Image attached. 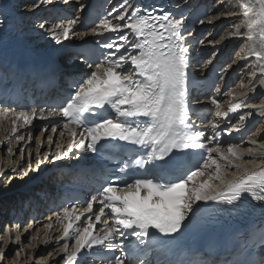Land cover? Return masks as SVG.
<instances>
[{
    "label": "snow or ice",
    "instance_id": "snow-or-ice-1",
    "mask_svg": "<svg viewBox=\"0 0 264 264\" xmlns=\"http://www.w3.org/2000/svg\"><path fill=\"white\" fill-rule=\"evenodd\" d=\"M43 3L33 0V8ZM220 4L225 10L229 7L226 0H220ZM84 7L81 3L80 8ZM240 7L248 26L250 55L264 75V0H250ZM96 19L99 23L91 28V34L98 37L95 44L78 46L81 61L94 68L73 74L68 90L48 102L46 114L45 108L39 109V116L36 110L15 111L10 105L0 109V119L11 121L13 133L40 119L52 121L53 134L59 127L60 136H67V145L57 142L55 154L44 152L42 157L43 141H37V168L45 160H62L73 154L78 159L82 153L101 155L110 146L122 150V155L116 157L118 167L99 177L92 189L94 194L80 201L87 207L80 210L70 202L54 213L62 225L57 243H63L59 249L63 264H94L97 257L105 264H264V257L253 261L250 251L239 258L212 261L168 258L179 243L177 238L205 219L202 213L207 206L231 211L245 198L259 206L264 240V163L253 168L234 163L244 158L245 151L238 150L240 145L236 143L224 149L220 139L223 133L240 132L246 117L253 114L249 111L240 115L239 122L229 127L230 114L249 107L241 102L243 93H228L231 99L227 111L222 110L215 94L210 96L213 119L201 130L193 117H206L190 100L194 92L202 90L203 82L189 72L194 34L188 30L186 18H175L170 12L157 15L134 5L132 0H123ZM215 19L211 17L208 23ZM77 25L87 26L82 13L76 19H67V23L39 26L61 44L72 39ZM250 107L264 112V105ZM48 127L46 124L42 132ZM258 135L264 132L252 134L253 145ZM19 141L23 142L24 137L20 136ZM53 142V135H48V144ZM260 150H264V144L246 152L253 160L264 161V154L256 156ZM13 152L8 148L10 156ZM20 153L17 165L25 159L23 148ZM27 159V170L11 166L13 174L20 171L27 175L32 170L31 152ZM232 168L236 171L227 179L226 173ZM205 176L207 179H202ZM45 227L52 229L53 225ZM153 253L157 254L155 261L151 259ZM6 255V249L0 253V264Z\"/></svg>",
    "mask_w": 264,
    "mask_h": 264
},
{
    "label": "bare ground",
    "instance_id": "bare-ground-1",
    "mask_svg": "<svg viewBox=\"0 0 264 264\" xmlns=\"http://www.w3.org/2000/svg\"><path fill=\"white\" fill-rule=\"evenodd\" d=\"M5 2H6L5 4L7 6L9 4L11 6L18 5L20 8L23 6V3H24L23 0H15V1L6 0ZM248 2H250V0H248ZM226 3L228 4V2H226ZM245 3H247L246 0H237L236 4H238V9H236V11L233 10V9H235L234 3L228 4V5H230V7H228L229 11L225 10L224 14H220L219 15L220 17H219L217 24L216 23L212 24L210 26V29L212 30L211 32L216 31V33H217L219 31L218 33L219 34L221 33V35L218 38V40H220V41L225 40V38H228V36L231 37V39H234L237 36L236 38H237V41L240 42V44H239L240 47L248 48V52H249L248 55H250V41H248V39H247L248 26L246 28H243L244 27V17L242 15L243 8L240 7L241 5H243ZM222 9H224V7ZM20 12L22 13L21 10H20ZM228 12H229V14L235 13V16H232L228 19L236 18L237 20L225 22L227 20L223 16H227ZM41 14L44 15V12H42ZM43 19H45V16H42L41 19H37V21L32 20V26L38 27L39 24L45 23V21ZM237 21L240 24H238ZM226 23H227V25H226ZM224 25H226V29L231 27V25H234L233 31L229 32V31L223 30V32H221ZM237 26H239V27H237ZM211 32H210V34H211ZM209 40H213L212 37L205 39L204 40L205 45L204 44L200 45V47H206V46L211 47L213 43L217 42V41H214L212 44H209L208 43ZM245 54H246V52H245ZM250 57H251L250 59L246 60V64H247V66L250 67V73H249L250 75L249 76L250 77H256V83L254 85L250 84L249 77L246 79L245 76L243 75L240 78L242 81L238 84V89L241 91L245 90L242 93L245 94L246 96L254 95L255 96L254 100H255L257 95H259V93L261 92V89H262L261 81L264 80V75H262L258 71V69L260 68V64L256 61L255 57L251 56V55H250ZM253 73H255V75H253ZM241 84L244 85L243 88L240 87ZM256 105L257 106L264 105V95H262L260 97V100ZM252 113L254 116L255 115H261V116L264 115V112H259V111H255V110L252 111ZM259 126H261V125H259ZM11 127H12V125H11V122H9V120L3 119V122L0 123V159H1L0 160V196L5 194L6 189L13 190L15 188H21L20 184H15V183L18 180L24 181L23 177H22V175H23L22 172L17 171V172H15V174H13V172L10 170V168H11V166H17L21 169L27 170L26 169L27 163L21 162L19 165H17V161L20 160V156H21L20 149L23 147H26V148H28L27 150H30V147H31V144L27 143L28 137L26 136V131L24 129L18 128L17 132L13 133V132H11ZM20 136L24 137L23 142L19 141ZM41 136H42V133H39L38 138H40ZM12 137L18 138V139L11 141L10 138H12ZM8 148H12L14 150V152L11 156L8 153ZM3 153H4L5 157H3ZM25 157H26V153H25ZM3 158H5L4 161H3ZM33 162H34V159H33ZM240 162H241V160L236 161V163H239V164H240ZM34 175L35 176L37 175V169L36 168H34ZM9 177H13L10 180V182H9ZM7 194H8V192H7ZM3 200H4V202L1 201L2 203H0V205L2 204L0 209H2V207H5V206H7V209H8V205H7L8 199L4 198ZM7 212H8V210H7ZM7 212L5 213V216H7ZM24 226H25L24 224H20V225H14L13 227H9V231H10L9 234L4 233L2 227H0V253L5 252V249H6L7 255H10L12 249L19 248V247L22 248L24 243L30 242V239H28L29 233L27 231H25V232L22 231V232L16 233L17 230H20ZM41 227H43V225L38 224L36 227V230L39 231L41 229ZM18 235L21 236V239H22L21 242H18V240L16 239V237ZM44 236L50 238V240L52 242H55V238L57 236L56 230L53 229L50 232L45 233ZM42 238H41V240H42ZM15 242H16V244H15ZM15 245H16V247H15ZM51 248H53V244H52ZM58 252H59L58 250L55 252H52L53 255L49 256L48 252L45 253L40 248H38L37 250L33 248V254L35 256H43L42 260L45 261V264H59L58 263L59 259L57 257ZM7 255H6V258L4 259L3 264H13V262L16 263V259L13 258V255L11 258H9ZM9 259H11V261H8ZM35 262L30 261L31 264H34Z\"/></svg>",
    "mask_w": 264,
    "mask_h": 264
},
{
    "label": "rangeland",
    "instance_id": "rangeland-1",
    "mask_svg": "<svg viewBox=\"0 0 264 264\" xmlns=\"http://www.w3.org/2000/svg\"><path fill=\"white\" fill-rule=\"evenodd\" d=\"M233 3H235V0H233ZM226 29V25L224 26V30ZM3 157H5V156H3Z\"/></svg>",
    "mask_w": 264,
    "mask_h": 264
}]
</instances>
